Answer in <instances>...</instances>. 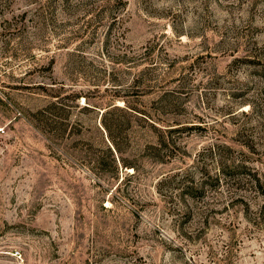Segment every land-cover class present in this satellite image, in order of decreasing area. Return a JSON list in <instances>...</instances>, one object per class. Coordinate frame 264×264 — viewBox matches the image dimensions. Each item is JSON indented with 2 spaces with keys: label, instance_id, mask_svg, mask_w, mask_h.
<instances>
[{
  "label": "rangeland",
  "instance_id": "rangeland-1",
  "mask_svg": "<svg viewBox=\"0 0 264 264\" xmlns=\"http://www.w3.org/2000/svg\"><path fill=\"white\" fill-rule=\"evenodd\" d=\"M0 264H264V0H0Z\"/></svg>",
  "mask_w": 264,
  "mask_h": 264
},
{
  "label": "trees",
  "instance_id": "trees-1",
  "mask_svg": "<svg viewBox=\"0 0 264 264\" xmlns=\"http://www.w3.org/2000/svg\"><path fill=\"white\" fill-rule=\"evenodd\" d=\"M52 105L53 102L51 103ZM102 127L108 131V138L110 139V144H105V150L107 152V156L109 157V163L111 164V166L113 167L114 170H118V166L119 165H122V166H128V167H134L136 168V165L134 164V162L132 160H129L127 158H125L124 156H121V153L120 152V147L118 145V143L115 141L114 137L110 134V127L109 125L102 120ZM153 126L157 129H159L160 131H163L162 128H159L158 126H156L155 124H153ZM172 128H175V127H170V128H167V129H172ZM164 139L163 138V135L160 136L159 140L160 142L158 144H161L164 142ZM153 148H158L157 144H152L151 145ZM97 160V163L99 164V166H104L107 164V162L104 160L103 156L99 157L96 159Z\"/></svg>",
  "mask_w": 264,
  "mask_h": 264
}]
</instances>
